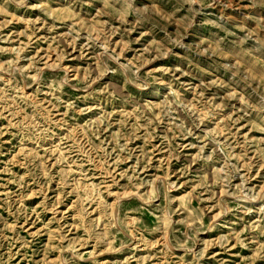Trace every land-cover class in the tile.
I'll return each mask as SVG.
<instances>
[{"label":"rangeland","instance_id":"374dc122","mask_svg":"<svg viewBox=\"0 0 264 264\" xmlns=\"http://www.w3.org/2000/svg\"><path fill=\"white\" fill-rule=\"evenodd\" d=\"M0 264H264V0H0Z\"/></svg>","mask_w":264,"mask_h":264}]
</instances>
